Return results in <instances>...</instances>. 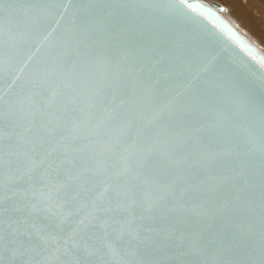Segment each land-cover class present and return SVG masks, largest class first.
Segmentation results:
<instances>
[{
    "label": "snow or ice",
    "instance_id": "obj_1",
    "mask_svg": "<svg viewBox=\"0 0 264 264\" xmlns=\"http://www.w3.org/2000/svg\"><path fill=\"white\" fill-rule=\"evenodd\" d=\"M182 5L0 0V264H264V70Z\"/></svg>",
    "mask_w": 264,
    "mask_h": 264
},
{
    "label": "water",
    "instance_id": "obj_2",
    "mask_svg": "<svg viewBox=\"0 0 264 264\" xmlns=\"http://www.w3.org/2000/svg\"><path fill=\"white\" fill-rule=\"evenodd\" d=\"M63 3H67L68 0H61ZM179 3V0H176ZM183 3L182 7L187 13L190 14V17H195V19H185L183 22V30L185 37L187 39V44L189 48H195L197 51L193 54V59L195 61L211 59L213 56L216 57L214 64L210 67L209 73L206 75H211L216 68L220 66H231L233 70H239L247 75L249 65L253 66L256 70H264V64L260 63L258 59L254 57H264L255 47L250 44L240 33L239 36L243 40V44L236 37L232 36L230 33L222 29L211 17H208L206 14H202L199 9L189 8L190 4H201L211 8L213 11L221 17L225 22L226 20L219 14L221 6L217 4L209 5L203 4L200 0H180ZM60 19L58 16L55 18H50L49 28L50 31L53 28H56V20ZM229 24V23H228ZM209 29L214 30L218 33L220 39L217 40L215 37H212L213 43L210 47L201 48L200 40L201 38H207L209 36ZM254 50L250 52L248 48ZM35 51V48H33ZM43 55V51L37 54L38 57ZM23 67V66H21ZM24 73L30 71L28 68H23ZM7 82L0 83V87L6 88Z\"/></svg>",
    "mask_w": 264,
    "mask_h": 264
},
{
    "label": "bare ground",
    "instance_id": "obj_3",
    "mask_svg": "<svg viewBox=\"0 0 264 264\" xmlns=\"http://www.w3.org/2000/svg\"><path fill=\"white\" fill-rule=\"evenodd\" d=\"M201 1V0H200ZM263 0H210L209 5L217 4L221 6L223 9L219 11V14L233 27L237 25L241 27L245 25L247 29L244 27L242 30H247L248 34L251 38H256L259 46H255L251 43L242 33L237 29V31L250 43L255 49H259L262 46L264 47V14L258 16V11L255 7L260 6ZM226 7V8H225ZM226 9V10H225ZM226 12V13H225ZM225 14V15H224ZM225 16V17H224ZM259 39V40H257ZM261 45V46H260ZM260 53V52H259ZM264 56V54L260 53Z\"/></svg>",
    "mask_w": 264,
    "mask_h": 264
},
{
    "label": "rangeland",
    "instance_id": "obj_4",
    "mask_svg": "<svg viewBox=\"0 0 264 264\" xmlns=\"http://www.w3.org/2000/svg\"><path fill=\"white\" fill-rule=\"evenodd\" d=\"M220 1V0H219ZM226 8V7H225ZM255 9L258 11V16L260 17V15L261 14H264V0L262 1V3L260 4V6H258V7H255ZM226 10V9H225ZM226 13V12H225ZM225 15V14H224ZM225 17V16H224ZM234 26H236V28L237 29H239V31H241V29L243 28L244 29V27L247 29V27L245 26V25H242L241 27H239V26H237V25H234ZM248 30V29H247ZM247 30H242L241 31V33L244 35V34H248V31ZM251 43H253L255 46H259V44H258V42L256 41V38L254 39V37L253 38H251L249 35H244ZM257 40H259V39H257ZM260 43V42H259ZM261 46V45H260ZM263 47V46H262Z\"/></svg>",
    "mask_w": 264,
    "mask_h": 264
},
{
    "label": "clouds",
    "instance_id": "obj_5",
    "mask_svg": "<svg viewBox=\"0 0 264 264\" xmlns=\"http://www.w3.org/2000/svg\"><path fill=\"white\" fill-rule=\"evenodd\" d=\"M201 2L203 3V4H210V0H201ZM227 24H228V22L227 21H225ZM229 25V27L237 34V35H239V32L237 31V29H236V27H233L231 24H228ZM256 51H258V52H260V53H262V54H264V47H261V48H259V49H256Z\"/></svg>",
    "mask_w": 264,
    "mask_h": 264
}]
</instances>
